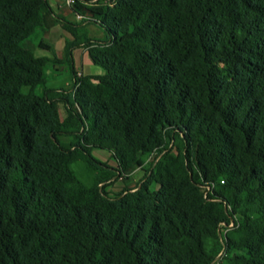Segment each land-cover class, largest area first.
<instances>
[{
    "label": "trees",
    "instance_id": "16d2710c",
    "mask_svg": "<svg viewBox=\"0 0 264 264\" xmlns=\"http://www.w3.org/2000/svg\"><path fill=\"white\" fill-rule=\"evenodd\" d=\"M70 9L103 37L48 0H0V264H211L221 250L218 264H264V0ZM56 24L72 38L36 56L29 37ZM80 46L101 73L77 76ZM49 60L69 87L45 86ZM137 168L134 186L105 190Z\"/></svg>",
    "mask_w": 264,
    "mask_h": 264
},
{
    "label": "rangeland",
    "instance_id": "374dc122",
    "mask_svg": "<svg viewBox=\"0 0 264 264\" xmlns=\"http://www.w3.org/2000/svg\"><path fill=\"white\" fill-rule=\"evenodd\" d=\"M64 3H65V0H64ZM67 11L68 13L66 14L65 18L68 21L75 22L74 13H73L74 11H72L70 8H67ZM78 24H79L78 33L82 37H85V36H89L93 38L103 37V31L94 22H82L81 21V22H78ZM43 37H44V34L42 33V31H37V33H34L29 37L28 41L31 44L33 53L36 56H44V57L51 58L53 56V52L51 50L40 48L37 46V43ZM52 39L54 40V36ZM59 55H61V53ZM88 67H90L89 69L95 68L99 70V73L102 72V68L93 63L92 65L90 66L88 65L87 67H84V68L88 70ZM43 71L46 77V82H45L46 87L67 88L72 83L70 72L65 62H63L60 65L59 64L54 65L52 61L49 60L46 62L43 68ZM76 71L77 72L79 71L81 74H83V70L81 68H76ZM35 91L39 94L42 93V87L41 86L36 87ZM59 108H60L61 119L64 121L67 119V114H66L63 103L59 104ZM92 154L94 155V157L107 163L108 165L115 166V161L112 158L111 153L108 150L94 149L92 150ZM142 158H143V168H148L151 164L152 159L154 158V153L146 154ZM97 173L98 171H95L91 168H86V167L80 168L79 170V175L81 179L88 184H91L93 182V178L94 176L97 175ZM143 174H144V170L142 168H137L132 172L131 178L128 180H125L123 178H111L109 180L104 181L103 184H106L105 190L108 191V193L111 196H113L118 191H120L124 186H134L137 182H139Z\"/></svg>",
    "mask_w": 264,
    "mask_h": 264
},
{
    "label": "crops",
    "instance_id": "0c3cea01",
    "mask_svg": "<svg viewBox=\"0 0 264 264\" xmlns=\"http://www.w3.org/2000/svg\"><path fill=\"white\" fill-rule=\"evenodd\" d=\"M48 2L55 13H57L61 17H66V14L68 13L67 8H70V6L64 3V0H48ZM73 13L75 22L78 23L83 20L77 17V13ZM42 33L44 34V37L41 40L44 43L48 44L57 56H60L59 54L62 52L66 40L72 38L71 35H69V33L61 28L58 24L53 25L45 32L42 31ZM53 36L54 40L52 39ZM72 57L75 68H81L83 70V74L99 73V70L95 68L89 69L90 67H88V70L84 68L88 65H92V62L89 59L87 50L82 48L81 46L73 49Z\"/></svg>",
    "mask_w": 264,
    "mask_h": 264
},
{
    "label": "built area",
    "instance_id": "2783aa9c",
    "mask_svg": "<svg viewBox=\"0 0 264 264\" xmlns=\"http://www.w3.org/2000/svg\"><path fill=\"white\" fill-rule=\"evenodd\" d=\"M75 2V0H65V3L68 5V6H71L73 5V3ZM77 17L80 18V19H83V16L80 15V14H77ZM81 73L78 71L77 72V76H80ZM222 226L225 225L224 223L221 224ZM233 225V222L231 221L228 226H232ZM225 232V228H221L219 229V234L220 236H222V234ZM222 240V239H221ZM224 254V250H221L217 255L216 257L214 258V260L212 261L211 264H218L222 255Z\"/></svg>",
    "mask_w": 264,
    "mask_h": 264
}]
</instances>
